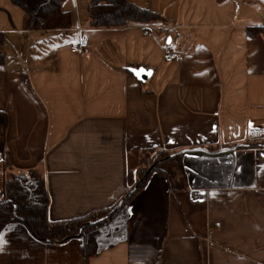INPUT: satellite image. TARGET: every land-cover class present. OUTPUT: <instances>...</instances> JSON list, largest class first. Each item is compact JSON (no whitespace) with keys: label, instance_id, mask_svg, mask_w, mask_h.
Masks as SVG:
<instances>
[{"label":"crops","instance_id":"1","mask_svg":"<svg viewBox=\"0 0 264 264\" xmlns=\"http://www.w3.org/2000/svg\"><path fill=\"white\" fill-rule=\"evenodd\" d=\"M128 1L166 24L93 30L87 0H65L71 28L29 30L0 0V183L4 160L43 170L49 219L70 220L117 203L141 151H183L132 199L128 239L88 264H264V148L204 151L264 131V0Z\"/></svg>","mask_w":264,"mask_h":264},{"label":"trees","instance_id":"2","mask_svg":"<svg viewBox=\"0 0 264 264\" xmlns=\"http://www.w3.org/2000/svg\"><path fill=\"white\" fill-rule=\"evenodd\" d=\"M10 1L28 16L29 30L65 31L72 27L71 14L62 10L65 0ZM86 14L88 26L93 30L166 24L158 13L128 0H87ZM256 30L248 28L246 32L253 35ZM2 39L0 32V44ZM8 119L7 114L0 111V129L7 126ZM243 144L235 145L233 150L264 148V131L249 130ZM232 147L216 145L204 151L213 153ZM183 154V151L160 148L141 151V165L128 171L127 190L117 203L84 217L56 222L48 217L49 195L42 171L37 168L16 171L4 160L3 170L8 176L0 183V238L3 241L0 264H88L89 259L104 250L114 249L128 239L132 199L142 192L156 172L161 173V163L181 164Z\"/></svg>","mask_w":264,"mask_h":264},{"label":"built area","instance_id":"3","mask_svg":"<svg viewBox=\"0 0 264 264\" xmlns=\"http://www.w3.org/2000/svg\"><path fill=\"white\" fill-rule=\"evenodd\" d=\"M81 31V30H80ZM153 31L150 28H146L143 31V35L145 36H152ZM88 47V43L86 42V38L84 36H80V39L78 40L76 45H72L70 48V52L72 54L78 55L80 53H83ZM163 62H173L177 61L179 59L178 55L175 53H171L167 51L166 53H163Z\"/></svg>","mask_w":264,"mask_h":264},{"label":"water","instance_id":"4","mask_svg":"<svg viewBox=\"0 0 264 264\" xmlns=\"http://www.w3.org/2000/svg\"><path fill=\"white\" fill-rule=\"evenodd\" d=\"M168 40V39H167ZM169 42V40H168ZM127 70L134 76V78L137 80V82H146L148 81L152 75H153V70L146 68V67H139V68H127ZM139 72L140 75L138 76L136 73ZM151 73L150 75H148L147 73ZM244 145V144H242ZM242 145H237L239 147H241ZM237 146L232 147L231 149H235ZM150 170V168H149Z\"/></svg>","mask_w":264,"mask_h":264},{"label":"snow or ice","instance_id":"5","mask_svg":"<svg viewBox=\"0 0 264 264\" xmlns=\"http://www.w3.org/2000/svg\"><path fill=\"white\" fill-rule=\"evenodd\" d=\"M138 76L140 75V73L139 72H137L136 73ZM148 75H150L151 73L149 72V73H147ZM2 244H3V241H2V238H0V247H2Z\"/></svg>","mask_w":264,"mask_h":264},{"label":"rangeland","instance_id":"6","mask_svg":"<svg viewBox=\"0 0 264 264\" xmlns=\"http://www.w3.org/2000/svg\"><path fill=\"white\" fill-rule=\"evenodd\" d=\"M255 127V126H254ZM243 144V143H242ZM242 144H238V145H242ZM42 170V169H41ZM43 171V170H42ZM43 173V172H42ZM44 174V173H43ZM45 175V174H44Z\"/></svg>","mask_w":264,"mask_h":264}]
</instances>
